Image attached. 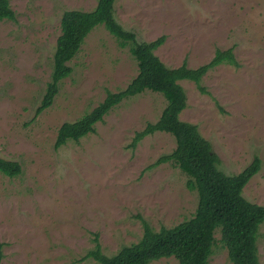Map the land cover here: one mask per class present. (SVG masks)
Instances as JSON below:
<instances>
[{"label":"rangeland","instance_id":"374dc122","mask_svg":"<svg viewBox=\"0 0 264 264\" xmlns=\"http://www.w3.org/2000/svg\"><path fill=\"white\" fill-rule=\"evenodd\" d=\"M16 18L0 20V156L22 172L0 171L1 264H100L89 252L114 254L143 235L142 218L159 230L191 218L199 195L172 160L157 159L176 147L166 131L132 145L136 131L160 118L166 97L146 89L114 105L95 131L56 147L64 121H75L125 88L137 75L130 44L96 25L69 62L54 102L34 117L53 70L61 17L91 10L98 0H10ZM118 21L139 41L162 34L155 52L169 67L208 63L218 48L233 47L237 64L212 67L195 81L183 79L187 106L179 117L198 126L235 174L256 156L261 168L244 196L264 205V0H115ZM215 231L209 264H233ZM258 256L264 264V222ZM149 264H179L176 256Z\"/></svg>","mask_w":264,"mask_h":264},{"label":"trees","instance_id":"16d2710c","mask_svg":"<svg viewBox=\"0 0 264 264\" xmlns=\"http://www.w3.org/2000/svg\"><path fill=\"white\" fill-rule=\"evenodd\" d=\"M115 0H98L91 10L67 9L61 17V33L57 37L51 78L34 117L49 107L60 90L62 79L73 70L70 61L80 50L87 34L98 24L120 39V44H130L132 55L138 62V73L129 84L118 91L109 90L102 102L75 121H64L58 130L56 147L68 139L95 131V124L104 114L125 97L146 89L161 92L167 104L158 121L148 123L136 131L132 145L156 131L172 133L176 138L175 149L157 159V164L172 160L189 175L187 185L196 189L199 201L195 214L180 223L155 230L142 218L144 231L138 242L123 245L116 253L108 255L101 248L89 252L100 264H149L161 257L176 256L179 264H209L215 242V231L221 229V239L228 249L233 264H260L258 256V232L264 222V205L247 199L243 190L250 178L261 168V159L256 156L244 170L226 174L219 167V155L211 142L200 132L198 126L180 119L179 113L187 106V94L180 80L195 81L206 92L201 81L212 68L222 63L237 64L233 47L218 48L214 57L205 64L190 67L186 61L177 67L167 66L156 54L166 35L154 40L139 41L134 31L126 29L115 14ZM16 18L10 0H0V20ZM0 171L10 176L22 172L17 160L0 156ZM3 250L0 245V264Z\"/></svg>","mask_w":264,"mask_h":264}]
</instances>
